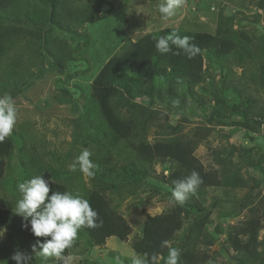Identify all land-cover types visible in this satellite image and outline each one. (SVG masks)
<instances>
[{
  "label": "trees",
  "instance_id": "trees-1",
  "mask_svg": "<svg viewBox=\"0 0 264 264\" xmlns=\"http://www.w3.org/2000/svg\"><path fill=\"white\" fill-rule=\"evenodd\" d=\"M110 5L111 3L107 0H85L84 2L80 0H0V60L9 51H14L15 57L16 54L19 57L20 54H24L19 49L21 42L26 38L24 48L27 49L28 55L31 56L33 47L37 46L38 56L53 57L54 66H63V57L74 58L68 57L66 51H62L63 56H59L60 50L55 42L54 47H48L46 32L52 28V32L49 31L51 33L57 31L78 34L76 22L98 21L103 17L101 8L110 10ZM255 16L256 20H259L261 15ZM233 24L234 17H227L220 9L213 33L202 29L172 27L148 31L135 40H129L117 54L113 56L108 54L104 63L98 67L91 79L88 96V100L92 102L96 111L88 112L89 119L98 112L105 125L104 130L108 132V135L103 133L102 138L106 135L107 142L110 144L112 142L114 146L123 141L125 151L122 152L127 154L123 162L119 164V171L115 170L114 165L117 164L111 162L110 156L102 160H93L96 165L93 169L95 174L90 177L93 185L91 188H85L81 197L88 200L91 207L98 213L97 226L81 227L71 247L64 250V256H68L79 245V241H83L88 248L104 245L110 236L126 241L131 232L130 226L117 206L111 204L105 191H116L117 182L122 185L138 184L154 174V165L159 163L166 167L167 173H161L162 187H158L157 190L162 192L168 201L175 187L174 181L182 180L195 171L202 179V183L196 188L195 194H190L183 204L171 203L169 208L158 214H147L142 222L140 234L132 240L131 249L140 257L146 256L150 264H153V257H155L154 264H166L169 248H176L179 251L178 264H197L196 256H200L197 245L210 242L206 240L207 235L210 234L207 231V225L211 222V209L217 200L212 201L211 209L207 208L202 204L204 193L207 188H219L226 184L231 187L234 185L244 187L248 185L247 180L246 183L242 181L243 178L239 174L240 168H236L231 162L233 169L230 164L228 168L226 167L227 175L229 172L228 178L224 176V166L221 169H206L196 157L195 148L207 133L206 127L197 129V136L194 138L170 136L167 128L175 133L180 126L168 125V123L165 126L156 121L158 116H155L156 111L153 107L156 104L163 105L169 109L170 113L178 116L182 113V103H184L181 95L191 94L197 87L200 92H206L218 102L208 112L205 111L204 105L200 104L196 109L198 114L203 113L208 120H215L219 124L236 125L243 129L246 135L260 131L261 126L264 125V108L263 112L256 110L259 99L253 92L264 93V35L256 39L247 29L234 28ZM26 25L31 26L27 28L28 31H24ZM173 31L181 37H190V43L195 44L199 49L198 54L189 59L175 46H172V51L168 53H159L155 48L157 38ZM24 34L30 36L26 37ZM175 52L180 54L174 55ZM235 67L240 68L238 80L227 77L235 74L233 71ZM216 71L219 72L220 77L215 82ZM206 81L208 85H205ZM7 83L6 88L20 87L19 83L13 81ZM251 85L253 88L248 89ZM136 98H140V101L136 102ZM196 98L201 100L202 96L198 95ZM174 101L179 103L175 104ZM189 103L191 102H187L186 105ZM151 126L154 127L155 134L161 138L156 137L157 140L152 143L146 138ZM13 144L14 139L11 135L0 142V181L4 176L8 158L12 154ZM262 158L264 157H261V160ZM248 162L242 160V165L250 164ZM25 163L30 164L28 160ZM255 167L263 169L262 178L261 181L256 180L250 187H256L258 183L264 181L262 180L264 168L260 163L255 164ZM48 168L49 174L43 178L49 181V195L54 191L70 192L63 182L65 180H57L60 174L64 177L63 179L67 174L52 166ZM35 170L38 174L40 171L38 165L35 166ZM31 178L33 177L25 178L21 182ZM227 180H229L228 183H226ZM233 180L235 183H230ZM259 194L260 191L254 196L249 195L250 201H248L249 196L243 194L240 201H230L232 204L240 203L241 209L252 207L248 211V219L242 221L245 226L238 228L233 225L232 230L235 234L232 235L229 232L225 238L227 243L223 244L230 249L227 252L230 253L231 258L239 264L243 260L256 259L260 254L259 247L263 244L264 236L258 239V232L264 227V222H261L264 219V196ZM225 199L232 198L227 196ZM16 204L15 202L6 207L0 206V229L12 237L11 240L15 239V252L22 250L26 255L33 252L29 255L31 264H61V261L55 257L47 261L40 257L39 253L42 249L37 245V241L43 243L51 237H35L31 232L30 224L25 227L24 225L28 222L16 215ZM213 229L214 234L223 232L218 225H213ZM163 241H168V245L162 246ZM34 245H36L35 249ZM9 254L10 261L7 264H16L11 259L13 255L11 250ZM39 260L43 261L39 262Z\"/></svg>",
  "mask_w": 264,
  "mask_h": 264
},
{
  "label": "rangeland",
  "instance_id": "rangeland-1",
  "mask_svg": "<svg viewBox=\"0 0 264 264\" xmlns=\"http://www.w3.org/2000/svg\"><path fill=\"white\" fill-rule=\"evenodd\" d=\"M84 1L80 0V2ZM107 1L111 3L110 10L101 8L103 17L100 20L82 23L79 19L80 22H76L78 34L57 31L51 33L52 28L49 30L51 32L46 30L48 47H54L55 42L60 50L59 56H63L62 51H66L68 57L74 58L63 57V66H54L53 57L38 56L37 46L32 49V57L28 55L27 49L24 48L26 38L21 42L19 49L24 54H20V57L16 54L15 57L14 51H9L1 58L0 96L10 95L17 109V119L11 134L14 139L13 151L0 181L1 207L17 203L21 199V193L18 191L21 181L34 175L42 177L48 175L49 166L67 174L65 179L60 174L57 180H65L63 182L70 193L81 196L84 189L91 188L93 183L89 176L79 170L69 171V165L84 149L91 152L92 161L110 156L111 162L117 164L114 165L115 170L119 171V164L123 162L127 154L122 152L125 151L123 141L114 146L112 142L111 144L107 142L106 135L102 138L103 133L108 135V132L104 130L105 125L98 112L89 119L88 112H94L96 108L94 109L88 96L91 79L98 67L104 63L108 54L111 56L117 54L129 40H135L145 32L164 27L202 29L213 33L220 9L227 17H234V28L243 27L256 39L264 35V7L262 8L264 0H184L182 6L176 10V14L167 20L162 19L157 10V6L165 0ZM257 14L261 15L259 20H256ZM27 28L31 26L26 25L24 31H28ZM27 33L30 34V32ZM233 71L235 74L227 77L238 80L240 68L235 67ZM219 77L220 74L216 71L214 81L216 82ZM8 81L19 83L20 87L6 88ZM205 85H208V81ZM250 87L253 88L251 85L248 89ZM253 93L259 99L256 110L263 112L264 93ZM198 95L202 96L201 100L196 98ZM181 97L184 103H182V113L178 116L170 113L169 109L163 105H154L155 116H158L156 121L164 125L166 123L179 125L180 129L175 133L167 128L169 135L174 137L178 135L194 138L197 136V129L206 127L207 133L196 145L194 152L196 157L206 169H221L224 166L225 177L229 176L226 167L228 168L231 162L233 166L240 168L239 174L243 178L242 181L246 183L247 180L248 184L244 187L235 185L231 187L226 184L219 188H207L202 204L211 209L212 201L217 200L211 209V222L207 225V231L210 234L206 232L208 234L206 240L210 242L197 245L200 253V256H196L197 264H239L231 258L230 253L227 252L230 249L223 244L227 243L225 238L229 232L232 235L235 234L232 230L233 225L238 228L245 226L242 221L248 219V211L252 207L241 209L240 203L237 205L230 201H240L242 194L254 196L258 191L260 196H264V181L258 183L256 187H250L256 180L262 178L263 169L261 167L257 169L255 164L260 163L264 168V158L261 160V157H264V125L256 134L252 132L246 135L244 130L236 125L219 124L215 120H208L203 113H197L196 109L200 104L204 105L205 111L208 112L218 103L206 92L202 93L196 87L194 92L183 93ZM135 101H140V98H136ZM187 102L191 103L186 105ZM148 132L147 140L150 143L156 141L158 136L155 134L154 127L151 126ZM159 137L158 139H161ZM27 160L30 162L29 165L25 163ZM242 160L249 161L250 164L242 165ZM37 165L40 169L38 174L35 170ZM161 173H167L166 167L157 163L154 165V174L138 184L122 185L117 182L116 191H105L111 204L117 206L124 216L131 232L126 241L110 236L104 245L91 248H88L83 241H79V245L68 255L73 258V264H132V260L139 255L132 251L130 245L132 240L140 234L145 216L158 214L171 206L162 192L157 190L158 187H162ZM230 183L235 182L233 180ZM227 196L232 199H225ZM251 196L248 201L251 200ZM261 222L263 223L264 219ZM213 225H218L223 231L222 234H214ZM0 233H2L0 264H7L10 261L9 251L11 250L13 255L16 253V247L14 248L16 241L11 240L12 237L4 230L0 229ZM263 236L264 227L259 230L258 239H262ZM259 251L260 254L256 259L246 261L243 258L241 264H264V240ZM19 252L26 255L22 250Z\"/></svg>",
  "mask_w": 264,
  "mask_h": 264
},
{
  "label": "clouds",
  "instance_id": "clouds-1",
  "mask_svg": "<svg viewBox=\"0 0 264 264\" xmlns=\"http://www.w3.org/2000/svg\"><path fill=\"white\" fill-rule=\"evenodd\" d=\"M184 0H165L157 6L162 19H169L176 14V10L182 6ZM188 36H179L175 31L165 36L157 38L156 50L161 53L172 51V46L182 50L189 59L198 54L199 49L195 44L190 43ZM180 54L179 52L173 53ZM178 104L179 101H174ZM17 119V109L10 95L0 96V142L10 136ZM91 152L84 149L74 162L69 165V171L79 170L86 176H94L93 169L96 167L90 159ZM175 187L172 190L170 203L183 204L190 194H195L196 188L202 179L195 171L190 176L173 182ZM21 199L16 204V215L23 218L28 223L24 226H31V232L35 237H51L37 245L42 249L39 255L47 261L55 257L61 264H73L71 256H64L66 248L71 247L78 235L81 227H96L98 213L91 207L88 200L70 192L54 191L51 195L49 181L41 175L18 185ZM2 235V233H0ZM168 241H163L162 246H167ZM36 245L33 246L35 249ZM179 251L176 248H169L166 264H178ZM16 264H30L31 257L16 252L11 256ZM153 264L155 257L152 258ZM132 264H150L145 257L137 256L132 260Z\"/></svg>",
  "mask_w": 264,
  "mask_h": 264
},
{
  "label": "crops",
  "instance_id": "crops-1",
  "mask_svg": "<svg viewBox=\"0 0 264 264\" xmlns=\"http://www.w3.org/2000/svg\"><path fill=\"white\" fill-rule=\"evenodd\" d=\"M61 172H63V171H61Z\"/></svg>",
  "mask_w": 264,
  "mask_h": 264
}]
</instances>
